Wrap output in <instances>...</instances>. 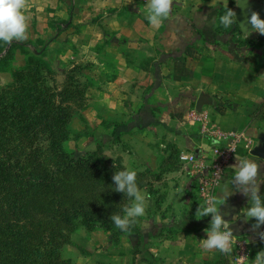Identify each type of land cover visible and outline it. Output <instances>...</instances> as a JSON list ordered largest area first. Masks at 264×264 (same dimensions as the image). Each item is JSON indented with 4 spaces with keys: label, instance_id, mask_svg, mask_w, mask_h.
<instances>
[{
    "label": "rangeland",
    "instance_id": "obj_1",
    "mask_svg": "<svg viewBox=\"0 0 264 264\" xmlns=\"http://www.w3.org/2000/svg\"><path fill=\"white\" fill-rule=\"evenodd\" d=\"M184 1L192 8L223 7V14L227 7L232 10L236 7V0ZM259 1L264 3V0ZM146 9L147 0H27L28 38L23 42L13 40L10 44L0 41V162L3 157L10 159L20 175V179L14 181L10 177L12 173H5L0 163V223L21 219L24 226L21 235L26 236L25 240L33 249L30 255L33 264H43L52 253L76 264L246 262L247 258L237 260L239 251L234 246L232 253L225 255L217 250L198 249L201 245L194 244V239L185 244L184 239L177 236V229L183 224H169L161 218L146 226L140 217L129 232L115 225L114 230H108L100 223L89 228L79 220L74 228L60 224L59 232L52 235L50 213L56 195L33 179L44 171L54 172L60 182L68 183L65 191L69 195L84 197V202L91 206L102 204L105 207L109 201L114 203L113 197L108 201L103 195L106 192L119 194L112 190L115 187L112 177L116 169H128L123 155L129 147L120 139L119 126L143 119V115H150V110L155 113L153 103L161 104L147 97L159 82L154 78L153 67L152 78L144 75L135 81L116 79L120 66H124L116 56L121 50L136 51L137 42L129 25L136 12ZM223 14L217 13L214 24L222 40L230 29L218 22ZM213 31L209 35L206 32L208 39ZM201 33L203 37L206 35L204 31ZM235 39H250L254 46L264 48V35L258 33L253 39L238 32ZM126 44L133 46L126 49ZM136 66L149 69L152 65L140 60ZM120 87L125 93H138L124 95L121 100L114 96ZM105 97L107 107L111 108L106 114L102 109ZM129 100L132 107L141 105L139 111L127 112L131 111L127 107V111L115 112L118 101H128V104ZM145 106L149 109L141 111ZM245 108L249 116L247 128H258L256 144L259 145V137L264 133V99L257 104L249 101ZM125 115H130V120L119 122ZM106 134L113 137V141L106 140ZM172 153L175 152L171 148L169 155L174 157L171 166L179 167L182 163L179 159L176 163L177 155ZM66 156L98 157L107 168V173L100 178L101 184L64 173L61 169ZM142 167L134 170L136 182L142 183L140 189L162 179L163 165L157 171ZM17 192L20 197H15ZM155 198H161L159 189ZM130 203V199L126 200L124 206Z\"/></svg>",
    "mask_w": 264,
    "mask_h": 264
},
{
    "label": "crops",
    "instance_id": "obj_2",
    "mask_svg": "<svg viewBox=\"0 0 264 264\" xmlns=\"http://www.w3.org/2000/svg\"><path fill=\"white\" fill-rule=\"evenodd\" d=\"M185 3L184 0H173L170 15L157 28L146 19L147 9L136 12L133 23L129 25V31L137 42L136 51L121 50L119 56H116V60L124 63L119 68L117 80L135 81L144 75L152 78L153 67L154 78L159 82L147 97H151L152 102L161 101V104L153 103L155 113L150 110L143 124L122 130L120 139L129 147L124 151L123 163L132 170L142 169L144 165L145 168L157 171L169 157L171 148L180 152H210L213 140L210 132H203L204 124L223 130H246L251 143H244L238 149L235 161L225 171L216 196L227 200L220 208L221 214L227 213L224 219L228 221L234 237L247 243L245 264H252L256 254L264 250V240L257 235V232H264V225L253 231L251 225L255 219L246 222L248 198L236 191L232 179L236 171L233 165L237 159L247 157L260 163L257 182L264 199V160L251 153L258 145V128H247L246 120L249 116L245 108V103L249 101L257 104L264 99V48L254 46V43L253 46L240 45L234 38L228 39V36L222 40L221 34L214 29L216 18H209L208 22L202 18V14L205 17L210 15L209 10L196 6L192 8ZM195 31H199L198 37H195ZM201 31L206 34L204 37ZM210 31L214 32L213 38L208 39L207 33L209 35ZM157 32L160 35L155 34ZM132 46L126 44L125 48L131 49ZM180 48L183 49L181 54L178 53ZM140 60L152 66L140 69L136 66ZM157 64L159 68L155 73ZM122 90L120 87L114 92V96L121 100L124 95L133 96V93H138H125ZM106 100L105 97V105L102 107L105 114L111 112ZM126 102L118 101L115 112L127 111V107L131 108L127 112L139 111L141 105L137 104L136 108L132 107L131 100L128 104ZM148 109L146 107L141 111ZM130 118V115H125L118 121L126 123ZM259 140L261 142L260 137ZM157 187H160L161 198H155ZM140 190L151 196L143 216L146 226L161 218L169 224H183V227L177 229V236H181L185 244H190L192 239L194 244H200L199 240L207 238L204 229L210 226L211 217L200 220L195 218L196 210L202 203L197 200V184L187 172L186 165L165 168L161 180ZM145 228L144 231H147ZM198 249L202 250V247ZM237 260L240 261L238 257Z\"/></svg>",
    "mask_w": 264,
    "mask_h": 264
},
{
    "label": "clouds",
    "instance_id": "obj_3",
    "mask_svg": "<svg viewBox=\"0 0 264 264\" xmlns=\"http://www.w3.org/2000/svg\"><path fill=\"white\" fill-rule=\"evenodd\" d=\"M239 4V0H238ZM27 0H0V41L10 44L13 40L23 42L28 38L29 22L26 15ZM173 5V0H147L146 19L153 26H159L168 18ZM218 22L225 29L237 23L236 13L226 8L223 15L218 17ZM252 29L260 35H264V19H261L258 12L253 11L247 21ZM246 35L248 30L241 25ZM213 144L219 140L213 139ZM236 169L232 184L236 191L241 192L248 198L249 206L246 208V222L255 219L251 225L253 231L264 225V199L260 195L258 178L260 177L261 164L247 157L237 159L233 165ZM115 192L123 193L131 203L122 208V213L114 212L109 219L115 227L123 232H129L131 227L137 223L138 218L146 213L147 201L151 199L150 194L142 193L136 180L137 173L131 169L115 171L112 177ZM227 200L210 195L202 204H199L195 218L200 220L204 217H211L210 226L204 229L207 238L199 240L204 250H217L222 254L230 255L235 237L220 208ZM243 210V209H242ZM261 240H264V232H257ZM252 264H264V250L259 251Z\"/></svg>",
    "mask_w": 264,
    "mask_h": 264
},
{
    "label": "trees",
    "instance_id": "obj_4",
    "mask_svg": "<svg viewBox=\"0 0 264 264\" xmlns=\"http://www.w3.org/2000/svg\"><path fill=\"white\" fill-rule=\"evenodd\" d=\"M209 10L210 15L208 17H205L202 14V18H205L208 22L209 18H216L217 13L223 14V7L222 8H206ZM208 13V14H209ZM216 23V22H215ZM214 23V24H215ZM200 29V28H199ZM204 29V28H203ZM201 28V30H203ZM198 30V29H197ZM238 32H242L240 27L237 23H234L229 31H227L228 39H233L240 45H251L253 46V42L250 41V39H246V41L242 40H236L235 37L237 36ZM199 31H195V37H198ZM225 40V39H224ZM183 48V47H182ZM180 48L178 53L181 54L183 52V49ZM159 65L157 64L155 66L156 72L158 71ZM146 108V106H145ZM143 119L139 121H131L128 124H122L120 125V130H130L134 126H138L140 124H143L144 121L148 118V115H143ZM118 127V128H119ZM118 130V129H117ZM118 131V132H119ZM113 137H110V135H105V139H109L110 141H113ZM175 153V157L177 155L176 163L178 162L180 151L176 148H172ZM64 162V167L61 169L64 173L69 174H77L78 178L82 181H94L93 183L96 185L101 184L100 178L104 176V173H107V168H105L101 163L98 157H89V158H78L72 156H66ZM174 157L172 155H169V157L163 162V167L168 168H177L178 166H171L172 159ZM2 166H4L5 173L8 174L12 173V177L14 181L20 179L19 173L13 168V165L11 164L10 159L3 157V161L0 162ZM173 163V164H176ZM122 165V164H121ZM123 168V166H121ZM117 171V169H116ZM56 173L49 171H44L42 175H39L38 177H35L33 180L34 182L39 183L41 187H46L49 192H53L56 195V201L54 203V207L52 209V212L50 213L51 217V232L52 235L59 232V226L60 224H63L64 226L74 228L77 225V222L79 220H82V222L89 228L93 227L95 224H102L105 226L108 230H114V224L109 219V217L114 213H122V208L124 207V203L126 200H129L127 196H125L123 193L119 194H112L109 192H106L105 195H103L108 201L111 197L114 199V203H111V201L107 202L104 205L99 204L95 206L89 205L85 201L84 197L77 198L74 195H69L68 192H66V188L68 186V183L60 182L57 177ZM33 177V175H30V178ZM68 177V175H67ZM139 188H141V185L137 183ZM65 188V189H64ZM97 188V187H92ZM65 191V192H64ZM17 192L15 197H20V194ZM62 194V196H60ZM24 228L23 223L21 219H11L10 221H7L6 223H0V264H33L30 259L31 251L33 250L27 241L25 240L26 236L21 235L22 229ZM36 264V263H35ZM43 264H76L73 263L71 260L68 259H61L59 256H56L55 254H50L47 256V258L44 259Z\"/></svg>",
    "mask_w": 264,
    "mask_h": 264
},
{
    "label": "built area",
    "instance_id": "obj_5",
    "mask_svg": "<svg viewBox=\"0 0 264 264\" xmlns=\"http://www.w3.org/2000/svg\"><path fill=\"white\" fill-rule=\"evenodd\" d=\"M198 119H201L199 117ZM210 132L212 140H219L218 144L211 146L210 152L182 151L179 161L186 165L192 180L196 182L198 198L201 203L210 196L215 195L224 177L227 167L235 161L238 149L244 143H251L246 130H223L217 126H203V132ZM239 251L238 259L243 261L247 257V243L235 238L232 247Z\"/></svg>",
    "mask_w": 264,
    "mask_h": 264
},
{
    "label": "water",
    "instance_id": "obj_6",
    "mask_svg": "<svg viewBox=\"0 0 264 264\" xmlns=\"http://www.w3.org/2000/svg\"><path fill=\"white\" fill-rule=\"evenodd\" d=\"M255 11L259 13L261 19H264V3L259 0H236V7L234 12L236 13L237 24L240 27L243 34H245L244 29L241 25H245L248 30V38H255L257 32L252 29V26L247 23L251 13ZM251 153L257 157L264 160V134L261 136V143L255 146Z\"/></svg>",
    "mask_w": 264,
    "mask_h": 264
}]
</instances>
